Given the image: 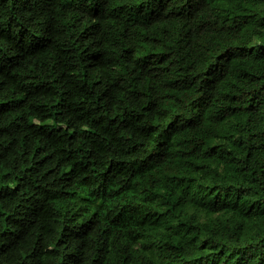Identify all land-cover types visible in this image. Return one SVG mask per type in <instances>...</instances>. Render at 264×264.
Returning a JSON list of instances; mask_svg holds the SVG:
<instances>
[{
	"label": "trees",
	"instance_id": "1",
	"mask_svg": "<svg viewBox=\"0 0 264 264\" xmlns=\"http://www.w3.org/2000/svg\"><path fill=\"white\" fill-rule=\"evenodd\" d=\"M0 264H264V0H0Z\"/></svg>",
	"mask_w": 264,
	"mask_h": 264
}]
</instances>
